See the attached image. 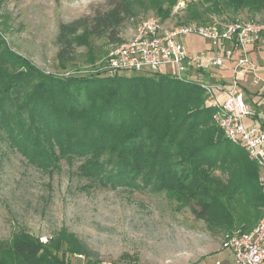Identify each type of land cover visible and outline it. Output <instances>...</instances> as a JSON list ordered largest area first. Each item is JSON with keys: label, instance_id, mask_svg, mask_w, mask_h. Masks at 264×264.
Returning a JSON list of instances; mask_svg holds the SVG:
<instances>
[{"label": "trees", "instance_id": "16d2710c", "mask_svg": "<svg viewBox=\"0 0 264 264\" xmlns=\"http://www.w3.org/2000/svg\"><path fill=\"white\" fill-rule=\"evenodd\" d=\"M177 1L111 0L60 24L56 67L67 73L40 70L0 37V141L40 169L79 161L77 174L91 183L165 193L223 237L250 231L264 204L258 165L224 137L197 83L158 72L69 71L81 37L115 44L127 20L152 12L163 22ZM225 12L262 17L264 0H188L178 21L215 24ZM73 254L96 261L65 227L45 241L25 230L0 240V264H70Z\"/></svg>", "mask_w": 264, "mask_h": 264}, {"label": "rangeland", "instance_id": "374dc122", "mask_svg": "<svg viewBox=\"0 0 264 264\" xmlns=\"http://www.w3.org/2000/svg\"><path fill=\"white\" fill-rule=\"evenodd\" d=\"M110 1L0 0V37L11 50L40 70L65 73L56 67L59 25L101 11ZM187 1H177L163 21L165 27L188 23L178 21ZM135 2L141 3L140 0ZM151 16L157 17L152 12H140L134 20H127L121 27L120 41L131 37L137 24ZM215 16V22L221 18L223 23L250 19L264 21V15L250 17L245 13L232 15L225 12ZM80 39L85 45L76 49V61L69 66V71L78 75L93 71L104 74L106 53L113 43L104 38L88 42L83 41L84 37ZM185 44L191 53H195L203 50L199 48L204 47V39L190 34L186 36ZM205 68L212 75L222 73L225 78L232 77V73L226 71L229 70L227 64L220 72L218 68ZM171 71L162 66L158 73ZM215 77L211 78V83ZM256 77L258 79L254 81ZM236 79L250 92L260 90L264 84L263 72L245 75L242 70L236 74ZM198 80L205 78L199 76ZM78 164L79 161L70 165L61 160L55 169H40L1 140L0 240H9L13 232L25 230L45 241L48 235L65 227L96 253L95 262L86 257L78 258L76 254L68 255L70 264L106 261L208 264L216 260L221 264H232L233 254L229 247L225 248L221 231L207 227L202 219L194 216L189 206L178 210L165 193L91 183L77 174ZM123 254L131 259L123 258Z\"/></svg>", "mask_w": 264, "mask_h": 264}, {"label": "built area", "instance_id": "2783aa9c", "mask_svg": "<svg viewBox=\"0 0 264 264\" xmlns=\"http://www.w3.org/2000/svg\"><path fill=\"white\" fill-rule=\"evenodd\" d=\"M190 34L203 38L208 48L189 52L185 38ZM262 39L264 21L260 20H234L220 24L191 22L165 27L157 17L151 16L137 24L131 37L108 49L104 74L156 73L166 66L172 71L165 74L197 83L208 105L215 109L212 120L224 137L243 148L247 157L258 165V180L264 196V109L256 111L245 101L236 79V74L245 67H254L249 48ZM226 64L232 73L227 80L220 73L219 78L211 83V78L202 74L205 66L222 71ZM199 76L205 80H198ZM224 238L225 248L229 247L233 254L232 264H264V204L250 231L226 234ZM76 256L84 259L83 255ZM100 264L151 263L106 261ZM208 264L221 263L216 260Z\"/></svg>", "mask_w": 264, "mask_h": 264}, {"label": "crops", "instance_id": "0c3cea01", "mask_svg": "<svg viewBox=\"0 0 264 264\" xmlns=\"http://www.w3.org/2000/svg\"><path fill=\"white\" fill-rule=\"evenodd\" d=\"M208 48V44L204 41V47H200L199 49H207ZM188 51H190V49L187 47ZM249 54H250V58L252 63L254 64L253 68L250 67H245V75L246 74H252V75H259L260 72H263L264 74V39L258 41L256 44H254L253 46H251L249 48ZM229 69V68H228ZM226 71H230V70H226ZM220 72V70H219ZM202 74L204 76H209V78H212L214 76H216L215 78L218 79L219 75H212L210 72H208L206 69L203 70ZM215 79V80H216ZM228 78H225V80H227ZM258 77H256L254 79L257 80ZM240 89L244 94L245 97V101L251 106L253 107L256 111H260L264 109V84L262 86V88L260 90H257L256 92H250L248 89H246L245 87H243L242 85H240ZM258 120V119H255ZM248 122V120H247Z\"/></svg>", "mask_w": 264, "mask_h": 264}]
</instances>
